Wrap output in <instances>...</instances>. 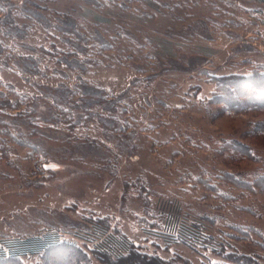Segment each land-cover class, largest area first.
<instances>
[{"label": "rangeland", "instance_id": "1", "mask_svg": "<svg viewBox=\"0 0 264 264\" xmlns=\"http://www.w3.org/2000/svg\"><path fill=\"white\" fill-rule=\"evenodd\" d=\"M0 46V258L264 264V0H0Z\"/></svg>", "mask_w": 264, "mask_h": 264}, {"label": "trees", "instance_id": "2", "mask_svg": "<svg viewBox=\"0 0 264 264\" xmlns=\"http://www.w3.org/2000/svg\"><path fill=\"white\" fill-rule=\"evenodd\" d=\"M0 46V53L2 52ZM245 78L240 79L239 84L245 83ZM236 77H219V85L225 86L227 91V99L230 101L231 95L229 94L230 86L237 83ZM236 81V82H235ZM229 95V96H228ZM232 98V97H231ZM232 104V103H230ZM261 182V183H260ZM258 183L264 186V177L259 179ZM264 248V246H263ZM44 252L49 255L50 261L53 264H92V256L82 246H79L73 242H54L48 244L44 248ZM217 253L222 256L231 264H259V260L253 256L238 254L234 252H227L223 250H217ZM92 254L104 264H126L132 263L133 261H145L154 264H192V262L182 256H177L175 259L166 260L161 256L150 255L144 253L136 245H131L129 252L123 255H117L109 250L94 249ZM144 263V262H143ZM0 264H23L19 256L13 255L9 258H0ZM146 264V263H145Z\"/></svg>", "mask_w": 264, "mask_h": 264}]
</instances>
